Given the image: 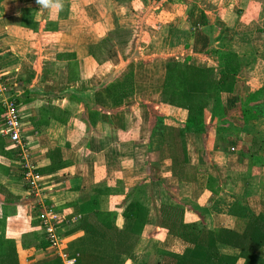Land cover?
Masks as SVG:
<instances>
[{"label":"crops","instance_id":"1","mask_svg":"<svg viewBox=\"0 0 264 264\" xmlns=\"http://www.w3.org/2000/svg\"><path fill=\"white\" fill-rule=\"evenodd\" d=\"M83 1L85 4L92 2L69 0L72 11L62 20L47 11L41 13L34 0H0L3 9L0 67L3 75L17 79L15 83L10 82L9 94H13L18 104L23 137L29 142V159L36 169L45 168L48 165L45 152L57 148L61 160L67 163L60 170L41 175L42 196L50 206L66 214V222L59 226L65 253L77 256V264L81 253L105 257L113 254L111 242L83 233L76 228L79 217L71 216L69 204L94 189L106 191L102 207L114 214L113 223L118 230H127L129 226L121 215L129 202L126 197L129 191L133 188L143 190V194L137 191L129 197H141L147 208L146 221L133 253L120 264H144L154 249L181 254L190 248L160 228V207L163 205L182 208L183 223L205 226L209 230L227 228L241 233L250 215L264 216V117L242 126L236 124L234 119L239 107L236 93L223 94L221 100L209 101L204 131L197 135L187 133L184 137L187 164L196 169L192 182H181L171 176L169 163L159 158L163 138L158 129L154 131L156 119L161 118L163 126H180L186 117L185 111L160 104L164 65L185 57L190 62L191 57L211 49L220 50L223 44L239 58L238 77L243 86L249 92L261 89L264 101V48L258 53L259 46L250 42L251 37L239 32L236 35L242 44L224 42L233 34L232 30H223V24L226 29L231 26L225 22V16L221 17V7H217L225 0H201L199 3L181 0L202 6L196 5L200 9L197 11L193 7L183 12L178 8L173 11L172 5L166 3L163 8L169 12L158 11L151 18L165 25L153 27L157 32H151L148 37L151 43L143 52L146 53L144 57L142 52H137L140 34L132 28L134 25H127L135 21L130 22L125 16L126 0H97L101 5L96 9L103 10L107 18L103 24L93 26V31L91 28L82 30L88 34L76 27L72 30L70 26L63 27L79 18L78 10ZM226 1L236 9V26H240L239 19H264V0ZM21 19L36 22L37 29L21 27ZM194 19L197 23L191 26ZM115 30L129 31L128 41L103 42L107 34ZM94 33L98 41L93 40ZM33 42L37 43L38 52L31 56ZM102 51L109 57L106 63L111 73L130 66L131 74H110L107 81H99L100 88H87L86 83L99 79L97 68L103 67L104 61H95L96 54ZM120 52L127 56L124 62ZM134 54L141 58L132 57ZM65 55L73 57L69 59ZM124 81L131 85L129 92L119 88ZM59 83L65 88H52ZM68 96H73L77 103L65 124L53 119L39 124L43 110H65ZM148 105L159 109L150 126L145 120ZM88 110L99 113L94 127L81 120L80 116L86 118ZM1 113L0 102V118ZM252 137L261 140L260 149L256 155L248 156ZM0 143L8 144L6 137L0 135ZM13 149L10 144L0 149V186L14 200L5 199L0 193V238L13 243L16 264H60L48 247H40L43 240L38 229L36 205L22 184ZM209 179L210 189H207ZM232 207L235 209L231 212ZM217 251L231 257L238 254L236 249L221 244L217 245ZM257 255L264 260V247ZM242 263L239 258L235 261V264Z\"/></svg>","mask_w":264,"mask_h":264},{"label":"trees","instance_id":"2","mask_svg":"<svg viewBox=\"0 0 264 264\" xmlns=\"http://www.w3.org/2000/svg\"><path fill=\"white\" fill-rule=\"evenodd\" d=\"M35 1V0H34ZM120 1V0H115ZM20 26L35 31L37 23L31 19H21ZM130 32L115 30L107 34L104 41H114L117 44L126 43ZM211 55L215 66L198 67L185 57L181 60L169 61L164 65V76L160 89V104L174 109L185 111V121L180 126H163L162 119H156L154 131H159L163 138V148L159 151V158L167 160L170 173L181 182H192L195 179L196 169L186 161L184 137L187 133L200 134L205 129L207 121V106L211 100H221L223 94L236 93L238 95V115L234 122L242 126L248 122L264 117V101L262 90L249 92L240 81L238 74L240 61L235 52L214 51ZM58 57V56H57ZM64 57L71 59L72 55ZM121 90L129 92L131 85L127 81L121 83ZM126 89V90H124ZM68 105L65 110L42 111L39 124H47L46 119H53L65 124L68 117L74 112L77 101L68 96ZM17 103V101L15 100ZM85 125H94L99 121V113L88 110L86 118L80 116ZM260 139L251 138L248 156L256 155L259 151ZM8 144L0 143V149ZM16 157L17 150H11ZM48 165L42 169H35L37 174H45L66 167L67 163L60 158L57 148L45 152ZM207 180V189H210ZM133 188L126 196L129 202L122 211V217L129 222L127 230H118L113 223L114 214L102 207L106 191L94 189L84 194L80 200L69 204L72 207V217L78 216L76 228L94 238L109 241L113 244V254L110 256H95L90 253L79 254V264H120L123 258L133 253L136 243L146 221L147 208L142 204L140 194L143 190ZM139 195L129 196L135 192ZM0 193L5 199L13 200L0 186ZM136 194V193H135ZM11 199H10V198ZM17 200V198H16ZM44 204L50 203L45 200ZM235 207L231 208L234 210ZM182 208L163 205L160 207V228L165 229L170 236L176 237L190 245L181 254L154 249L144 264H235L239 258L242 264H264L257 252L264 247V216L250 215L244 230L237 233L227 228L209 230L205 226L182 222ZM230 215V211H229ZM3 237V236H2ZM40 247H48L46 242L40 241ZM225 245L236 249L237 256H225L217 251V245ZM8 257H4L5 255ZM16 264L14 259L13 243L0 238V264Z\"/></svg>","mask_w":264,"mask_h":264},{"label":"rangeland","instance_id":"3","mask_svg":"<svg viewBox=\"0 0 264 264\" xmlns=\"http://www.w3.org/2000/svg\"><path fill=\"white\" fill-rule=\"evenodd\" d=\"M68 1L69 0H64V3H67V4H64V6L67 5L66 6L67 8L62 9L63 13L60 14V11H59L58 14H55V16H58V18H61L62 20H65L63 18L66 17L67 15H69L72 11V9L70 8L71 6L68 5L69 4ZM90 1H92V2L86 3V4L83 1V4L80 5L81 7H79L80 9L78 10L79 18L75 19L74 21H69V24H65L62 26L63 27L70 26V27H68L69 30H72L73 27H76V29H80V31H82L84 29H88V28H91V31H93L94 30L93 26L96 27L98 24H101V23L103 24L105 22V19L107 18V14H105L103 12V10H101V9H99V10L96 9V8H98V5L99 6L101 5L100 3L97 4V0H90ZM200 1L201 0H193V2H195V3H199ZM226 2L227 1L225 0L223 3H221L219 6H217V7H221L220 8L221 17L225 16L226 17L225 22H227L229 24V26H231L230 28L226 29L225 25L223 24V28H224L223 30H229V31L232 30L233 31V34H229V35H232L233 37L230 38L228 35V39L224 40V42H227V45L229 42H232V41H234L236 43H241L242 41H239V36H237L238 34L236 35V33L239 32V34H243V35L248 34L249 37H251L250 42L252 44H255V46H259V48H257L258 53L259 52L262 53V50L264 48V19H262L261 17L255 19V20H251V19L247 20L246 18L245 19H239L238 23L240 26H236L237 17L234 14L236 9H235V7H233V5L231 3H226ZM166 3H169L172 5L173 11H176L178 8V10L180 12H183L184 10L185 11L190 10L193 7L196 9V11L200 10L196 5H199L200 8L202 7L201 4H194V3H188L187 4L185 2H182L181 0H126L124 2L125 8H126L124 11V12H126L125 16L128 18V21L131 22L132 19H134V21H135V23L132 21L131 23H128L127 25L130 27H132L134 25L132 28H134L137 31V33L140 34L138 41H137V47L139 48V51H137V52H142L143 57L146 55V53H143V52H146L148 50V47L150 46V43H151V39H148V37L151 36L152 33L155 34V32H157V31H155V29H153V27H155V26L157 27V25H160V26H163V24L165 25V23H161V22L153 20L151 18H153L154 14L158 11L169 12L168 11L169 9L163 8V6H165ZM167 8H171V7L167 6ZM2 10H3L2 7H0V15L3 14ZM134 10H136V11H134ZM143 17L145 18L144 20L141 19ZM198 18H199V15L195 19H198ZM192 19H193V17H192ZM195 19L193 21H191V26H193V23H194V25L197 23V22H195ZM81 25L83 26V28ZM104 28H107V27L105 26ZM233 28H235V30H233ZM152 29L154 32L152 31ZM82 32H84V31H82ZM84 33L88 34V32H84ZM81 34H82L81 36H84L83 33H81ZM96 35H97V33H94V39L93 40L96 39L98 41L99 38H97ZM141 36H142V38H141ZM90 37H92V36H90ZM81 41H83V40H81ZM243 42H245V41H243ZM39 44L44 45L45 43L39 42ZM104 44L107 45L106 43H104ZM140 44L142 45L141 48H140ZM246 46H247V44H244V47H246ZM17 47H21V45L17 44ZM22 48L25 49L24 47H22ZM26 49H29V46ZM103 49H106V48L103 47ZM219 49L220 50L211 49V50L205 52L203 55H201V54L195 55V56L191 57L190 63L192 62L193 64H195L197 66H202V67L215 66L211 55H209L210 53L212 54L214 51H231L230 49L227 50L228 48L224 44ZM30 50L33 51L32 52L33 54L31 53V56H33L35 52H38V47H37L36 42H33ZM120 53H122V52H120ZM124 54H123V56H121V59L123 60L122 62H124L125 57H127ZM126 54H128V53H126ZM128 56H129V54H128ZM135 56H137L138 58H141L138 54L137 55L134 54L132 57H135ZM30 58L32 60V57H30ZM108 58L109 57L105 53V51L98 52V55L96 54V61L95 62L103 60L104 61L103 67L97 68L96 75L99 77V79L97 80L95 78V79H93V81L86 83L85 86L87 88H90V89H93L94 87H97V89L100 88V87H98V85L100 84L99 81H101V80L107 81L108 76L110 74H112L113 76L117 75V73H120V74L123 73V74H127V75H129V73L131 74L130 66L127 68H124L123 71L121 68H119V69H117V71L113 70V72L111 73L110 69L107 67V63H106L108 61ZM178 59H179V57H178ZM205 59H207V61ZM7 61L8 60L6 59L5 62H7ZM9 61L14 62L13 60L12 61L9 60ZM104 63H106V64H104ZM118 64H119V60L116 61V65H118ZM3 72H4L3 68L0 67V73L2 74ZM3 80H4V82H7L8 87H7L6 92L9 94V92L12 89L11 83L17 82V79H13L12 75L6 74V75H4ZM13 80H15V81H13ZM59 84L60 85H57V84L53 85L52 88L53 89L57 88L58 90H62L63 88H65L64 84H62V83H59ZM20 85H22L21 82H20ZM146 109H147V112L145 115V120H147V122H149L148 124L150 126V124H151V122H153L154 118H157L156 114L158 113L159 109L155 106L152 107L151 105H148ZM212 112H213V110H212ZM214 112H216V110Z\"/></svg>","mask_w":264,"mask_h":264},{"label":"built area","instance_id":"4","mask_svg":"<svg viewBox=\"0 0 264 264\" xmlns=\"http://www.w3.org/2000/svg\"><path fill=\"white\" fill-rule=\"evenodd\" d=\"M3 77L4 75L0 73V102L2 107L0 135L6 137L12 148L17 150L16 158L20 178L28 195L36 205L38 229L42 240L47 243L52 253L58 257L60 264H77V256H69L65 253L64 238L59 232V226L66 222V214L62 210L44 204L45 198L42 196L43 178L40 174L35 173V165L29 159V142L26 137H23L18 104L15 102L13 94L6 92L8 86Z\"/></svg>","mask_w":264,"mask_h":264},{"label":"clouds","instance_id":"5","mask_svg":"<svg viewBox=\"0 0 264 264\" xmlns=\"http://www.w3.org/2000/svg\"><path fill=\"white\" fill-rule=\"evenodd\" d=\"M41 13L47 11L50 14H58L64 7V0H35Z\"/></svg>","mask_w":264,"mask_h":264}]
</instances>
